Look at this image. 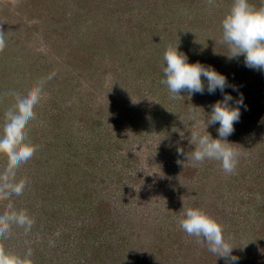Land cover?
<instances>
[{"label":"rangeland","instance_id":"374dc122","mask_svg":"<svg viewBox=\"0 0 264 264\" xmlns=\"http://www.w3.org/2000/svg\"><path fill=\"white\" fill-rule=\"evenodd\" d=\"M232 2L19 0L13 7L11 0H0V31L6 41L0 51V130L5 112L15 103L10 93L23 95L38 82L43 87L36 118L26 130L37 151L16 171L15 179H26V188L20 196L0 199V214L11 203L34 224L28 232L13 225L0 247L22 264L40 258L45 264H99L104 258L91 256L85 230L95 206L108 203L112 226L95 245H102V252L110 248L121 259L108 264H132L128 260L136 259L134 255L148 261L150 250L158 251L160 245L163 252L180 247L181 241L194 246L195 238L178 226L189 207L226 222L221 214L233 210L236 223L238 207L242 212L252 200L255 208L261 205L264 195L255 192L249 198L247 187L252 182L264 187V164L253 162L258 150L250 153V136L241 141L240 135L249 106L264 108V72L246 67L243 56L220 61L209 52L218 42L228 53L221 42V21ZM249 3L264 7V0ZM177 45L190 63L225 75L230 85L225 92L184 91L182 99H171L160 80L163 54ZM225 93L244 100V116L227 137L230 143L237 140L233 147L242 153L234 174L224 173L214 160L195 168L187 160L195 147L191 129L204 133L212 105ZM218 127L206 130L210 135L216 130L211 136L218 138ZM235 134L237 139H232ZM178 147L185 155L178 154ZM7 162L0 155V172ZM253 217L238 219L242 226L247 221L246 226L229 242L243 253L250 247L249 258L256 249ZM223 227L228 229L225 223ZM155 255L152 264H164Z\"/></svg>","mask_w":264,"mask_h":264},{"label":"clouds","instance_id":"9594fccd","mask_svg":"<svg viewBox=\"0 0 264 264\" xmlns=\"http://www.w3.org/2000/svg\"><path fill=\"white\" fill-rule=\"evenodd\" d=\"M206 2L213 6L215 0ZM11 4L16 7L19 0H11ZM221 28V42L229 48V52L225 53L228 59L243 56L246 67L264 72V7L255 8L249 0H233L230 10L221 21ZM5 46L6 41L0 31V51ZM163 62V78L160 83L167 87L171 99H182L181 93L184 91L189 95L203 94L205 90L209 94L217 90L224 93L230 86L227 77L214 68L199 62L190 63L186 54L178 51V45L165 50ZM236 90L233 88V91ZM10 94L15 97V103L5 112V122L0 130V155L5 156L8 161L6 168L0 172V199L20 196L26 188L27 180L17 181L15 177L20 166L27 163L37 151V146L28 141L26 130L30 121L36 118L35 109L43 94L42 82H38L23 95L15 92ZM232 101L233 97L225 93L222 100L212 105L211 112L204 121L203 134L199 130L191 129L190 143L195 147L191 154L187 153V160L191 161L192 167H198L206 160H214L220 163L224 173H235L242 153L233 147V143L227 141V137L235 130L234 124L240 119V107L244 106V100L241 95L235 107L231 106ZM181 121L184 123L183 119ZM216 124L219 125L218 138H213L206 129L209 125ZM177 152L185 155L182 148L178 147ZM7 207L8 211L0 214V239L11 234L13 225L23 228L25 232L30 231L34 219L26 211L14 210L11 203ZM178 226L188 236L194 237L196 243L206 245L207 250L217 258H223L226 264H236L238 261L239 258L232 255L235 246L224 237L223 226L201 209H185L178 220ZM0 264L22 262L20 258L0 247Z\"/></svg>","mask_w":264,"mask_h":264},{"label":"trees","instance_id":"16d2710c","mask_svg":"<svg viewBox=\"0 0 264 264\" xmlns=\"http://www.w3.org/2000/svg\"><path fill=\"white\" fill-rule=\"evenodd\" d=\"M212 48L209 49V52L211 50V54L215 57H219L221 60L223 61L224 59H227V55L225 53H223V51L220 49V46L214 42L212 44ZM227 52H229V49H227ZM210 54V55H211ZM228 60V59H227ZM233 102H238L237 97L233 98ZM235 104H231V106H234ZM264 114V108L261 106L258 107H254L253 104H251L248 108V111L246 112L245 117L247 118V126L244 128V132H240V138L241 141L243 139L247 140V135L250 136V141L249 142V152L252 153L253 150H258L257 154H254L253 157L255 164L258 166L260 163L264 164V119H262ZM244 115H242L240 117V119H242ZM218 130V129H217ZM211 131V130H210ZM246 133V134H245ZM212 134H216V130H214L213 132H211ZM237 134H235L234 136H232V139H237L236 138ZM239 138V139H240ZM238 139V140H239ZM228 141V140H227ZM237 140H231V143H234ZM230 142V141H228ZM247 143V142H246ZM240 144V143H239ZM260 148L257 149V146ZM240 187V186H239ZM248 188V196L249 198L253 196V194L255 192H259L260 195H264V187H257L256 184L254 185V183L252 182V184L249 185ZM258 194V195H259ZM241 203V201H239ZM259 202L261 203V205L257 208H255V204L252 201H249V205L250 207L247 205L246 209L243 210L242 212H239V207L236 209L237 211V221H235L236 223H233V217L234 214L233 210L230 212H225L221 214V218L225 217L227 218V221H218L222 226L225 223V225H227L228 229H224V237L225 239L230 242V237L233 234H236L238 230L245 228L246 226V222L244 223V227L242 225H240V223L238 222L239 218H247L249 217V219L251 218V215H253V219H252V227H250L252 229V234L255 235V238L253 242V245L255 246V252L253 254V256H251L249 258V254H250V247H246L244 250H246V253H243L239 248L236 249L237 247L235 246L233 248V252L232 255L237 256L239 259L236 262V264H264V196L263 198H261L259 200ZM239 203V204H240ZM100 204V203H99ZM257 204V202H256ZM111 213L110 211V205L108 203L106 204H100L99 206H95L94 210L91 213V216L93 219L89 218V220L91 222H88V228L85 230V239H87L86 242H90L91 244V248H89V252L91 253V256L96 258L97 256L101 255L102 258H104V260H99V264H108L110 261H113L115 263H118V261H120L121 259L119 257H117V255L113 256V253L110 252V248L107 250H104V252L101 251V249H99L100 247H102V245L96 244L98 241H96V239H100L104 234L103 232H106L107 229H110L112 225H110V219L107 214ZM98 214V215H97ZM107 216V217H104ZM104 217V218H103ZM244 219V221H245ZM93 223V224H92ZM104 223V224H103ZM103 224V225H102ZM106 224V225H105ZM84 225V224H83ZM243 227V228H242ZM79 230H82L80 232V235H83V227H78ZM77 228V230H78ZM102 228V229H101ZM227 233V234H226ZM89 234H90V238H89ZM78 235V234H77ZM88 237V238H87ZM83 238V237H82ZM94 238V239H92ZM83 239H80L79 244L82 242ZM157 242H155V244H157L158 246L160 245L158 239L156 240ZM194 242L196 243V240L194 239ZM197 244V245H196ZM194 244V246L192 245V247H190V245L188 246L187 243H184L181 241L180 242V247H170V249L168 250V252H163V247H161V245L158 247V251H151L150 250V254L149 257L152 260H145L144 258H142L140 255H134V257H136V259H134L132 261L131 258V254L129 255V257L127 258L130 259L128 261L133 262L132 264H152L153 259L156 258V252L157 255L159 256V258H161V260L164 261V264H226V261L223 258H217L214 254H212L211 252H209L207 250V246H201L200 244L196 243ZM201 246V247H200ZM81 247H79L80 249ZM84 247H82L81 251L83 250ZM260 248V249H259ZM79 249L77 248V251H79ZM259 249V250H258ZM184 250V251H182ZM170 252H175L174 253H169ZM178 251L179 253L181 252V254L179 255L180 257H178ZM201 258H204L205 260H200V258L198 257V254ZM201 253L207 255L205 257H203L201 255ZM106 255H108V258L106 257ZM140 258V260L138 259ZM182 258L181 261H179ZM123 261H125V259H123ZM126 261V262H128ZM34 264H45V261L43 259H38L37 261H33ZM157 264V260H155V263ZM230 264V262H229Z\"/></svg>","mask_w":264,"mask_h":264}]
</instances>
